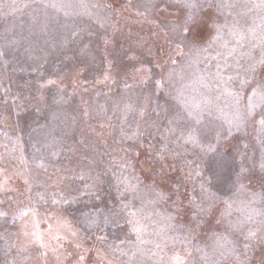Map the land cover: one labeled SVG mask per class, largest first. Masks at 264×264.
Here are the masks:
<instances>
[{
    "label": "rangeland",
    "instance_id": "374dc122",
    "mask_svg": "<svg viewBox=\"0 0 264 264\" xmlns=\"http://www.w3.org/2000/svg\"><path fill=\"white\" fill-rule=\"evenodd\" d=\"M262 4L0 0V264H264Z\"/></svg>",
    "mask_w": 264,
    "mask_h": 264
},
{
    "label": "snow or ice",
    "instance_id": "6c2138e0",
    "mask_svg": "<svg viewBox=\"0 0 264 264\" xmlns=\"http://www.w3.org/2000/svg\"><path fill=\"white\" fill-rule=\"evenodd\" d=\"M55 6V5H54ZM187 7H195L194 4H186ZM261 7H264V4L261 5ZM194 23V18L192 15H189L187 17V19L185 20L184 22V25L182 26V31L184 33H190L191 32V28H190V25ZM189 37L188 36H185L184 39H188ZM260 64H264V59H262L261 61H259ZM250 70L252 72H255V66H250ZM231 79V78H230ZM251 85V81L249 79H244L241 81V85ZM259 89V91H258ZM252 92H253V95H257L259 94L261 96V99H264V83H261L260 85L258 86H254L252 87ZM249 101H250V109H249V114H251V97L249 98ZM262 123H264V120L261 121ZM203 187V185H202ZM160 195V194H158ZM201 211H205L204 209H201ZM134 231H139V228L135 227L133 228ZM250 236H254L255 233H249Z\"/></svg>",
    "mask_w": 264,
    "mask_h": 264
}]
</instances>
